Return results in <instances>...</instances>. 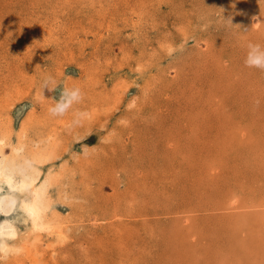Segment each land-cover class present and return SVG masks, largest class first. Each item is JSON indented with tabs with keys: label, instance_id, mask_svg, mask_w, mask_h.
<instances>
[{
	"label": "rangeland",
	"instance_id": "obj_1",
	"mask_svg": "<svg viewBox=\"0 0 264 264\" xmlns=\"http://www.w3.org/2000/svg\"><path fill=\"white\" fill-rule=\"evenodd\" d=\"M249 41L264 45V0H0V122L34 111V144L59 137L50 189L69 238L43 235L41 264H264ZM45 73L61 83L46 99L82 90L64 116ZM76 110L89 117L70 126Z\"/></svg>",
	"mask_w": 264,
	"mask_h": 264
},
{
	"label": "bare ground",
	"instance_id": "obj_2",
	"mask_svg": "<svg viewBox=\"0 0 264 264\" xmlns=\"http://www.w3.org/2000/svg\"><path fill=\"white\" fill-rule=\"evenodd\" d=\"M33 116L34 111L20 117L16 130L0 122V261L9 256L17 261L23 256L31 264H41L44 258L36 256L43 235L53 238L52 245L69 238L62 216L67 212L57 209L50 189L55 182L51 165L58 158L54 143L59 137L51 130H40L48 145H35Z\"/></svg>",
	"mask_w": 264,
	"mask_h": 264
},
{
	"label": "clouds",
	"instance_id": "obj_3",
	"mask_svg": "<svg viewBox=\"0 0 264 264\" xmlns=\"http://www.w3.org/2000/svg\"><path fill=\"white\" fill-rule=\"evenodd\" d=\"M220 11L222 13L223 10L220 9ZM219 21L225 24L226 26L240 29V26L234 27L232 25L231 18L225 19L222 15L219 18ZM246 32L247 30L244 33ZM246 49L247 51H246V56L244 59L245 67L255 68V69L264 71V45L249 41L246 45ZM60 85L61 83H59L54 76L48 73L44 74L41 80V83H40L41 97L45 100H49L52 102V106L48 108V112L53 117L64 116L69 111V109L73 107L74 104L80 103L83 99V93L79 87H66L63 84H62L63 85L62 90L60 92V97L58 100L55 98H51V99L45 98V95H44L45 90L49 92H54L57 90L58 86ZM73 117L74 118L71 121L70 126H79L84 119L89 117V113L86 111L76 110L73 113ZM84 147H87V146H84ZM83 148H82V151H83ZM0 251H2V249H0Z\"/></svg>",
	"mask_w": 264,
	"mask_h": 264
}]
</instances>
